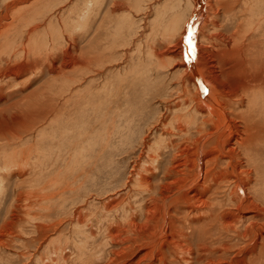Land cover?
<instances>
[{
    "label": "rangeland",
    "instance_id": "rangeland-1",
    "mask_svg": "<svg viewBox=\"0 0 264 264\" xmlns=\"http://www.w3.org/2000/svg\"><path fill=\"white\" fill-rule=\"evenodd\" d=\"M100 1L102 8L90 10V0H0V264H209L198 249L203 240L217 248L212 258L222 264H264V219L255 217L249 202L242 207L238 232L214 233V223L204 232L199 212L191 216L192 205L174 197L179 188L169 193L162 187L172 180L181 183L179 178H188L186 185L196 177L203 182L207 172L212 193L205 190L200 197L221 209L228 187L216 186L213 174L234 168L222 160L215 171L213 157L206 166L202 160L216 145H204L206 138L198 133L208 113L197 109H206L210 91L197 76H188L185 56L194 35L211 94L220 96L228 86L240 92L246 75L264 62V0ZM34 23L40 32L25 38L26 27ZM49 34L58 36L55 50L46 45L35 57L21 55L22 44L32 50L34 41ZM235 42L243 55L231 47ZM195 55L189 71L196 68ZM260 97L253 106L247 99L243 106L233 105L230 116L238 122V112L255 107L258 123L241 120L239 127L248 131L257 125L258 150L250 152L245 142L241 157L244 169L259 166L261 172L242 179L252 182L251 196L264 198ZM183 148L193 160L178 170L189 175L166 178ZM144 185H151L148 194ZM166 198H172L168 206ZM150 207L156 212L148 214L147 223L140 211ZM223 209L236 212L235 206ZM166 210L173 212L167 218L177 222L175 227L166 223ZM134 212L142 230L128 223ZM247 223L258 234L250 229L241 240ZM183 236L190 238L191 255L179 257L172 246ZM252 243L254 248L240 254ZM220 245L231 251L225 254Z\"/></svg>",
    "mask_w": 264,
    "mask_h": 264
},
{
    "label": "bare ground",
    "instance_id": "bare-ground-1",
    "mask_svg": "<svg viewBox=\"0 0 264 264\" xmlns=\"http://www.w3.org/2000/svg\"><path fill=\"white\" fill-rule=\"evenodd\" d=\"M99 1L100 0H90L91 2V5H90V10L94 7V5H97L99 7ZM195 1H201V0H195ZM101 2V1H100ZM88 3V2H87ZM104 3V2H103ZM198 3V2H197ZM197 3H193L194 6H193V11L194 12H197V9H199L198 7V4ZM206 3L209 4L208 0H206ZM89 4V3H88ZM114 7H119L120 6V3L118 2H115L112 4ZM97 7V8H98ZM208 7V5H207ZM38 8V7H37ZM96 8V9H97ZM100 8H102L101 4H100ZM211 8V7H210ZM89 10V12H90ZM101 10V9H99ZM192 11V12H193ZM88 12V13H89ZM202 13V12H201ZM200 13V14H201ZM23 16V15H21ZM20 16V17H21ZM37 16V15H36ZM40 16V14H39ZM38 16V17H39ZM24 17V16H23ZM21 17V18H23ZM32 17V16H31ZM40 18V17H39ZM13 18H11V21H12ZM36 19V18H35ZM34 19V20H35ZM38 19V18H37ZM36 19V20H37ZM87 17H85V21H86ZM24 20V19H23ZM27 20V19H26ZM38 21V20H37ZM85 21H84V24H85ZM187 21V20H186ZM35 22V21H34ZM183 22V21H182ZM196 22V21H195ZM207 22V19L205 21V23ZM10 23V22H9ZM38 23V22H37ZM43 23V22H42ZM80 23V22H79ZM185 23V22H184ZM27 25L30 24V23H26ZM32 24V23H31ZM35 24V23H34ZM81 24V23H80ZM26 25V26H27ZM54 26V24H52ZM160 25V24H159ZM4 26V25H3ZM29 26V25H28ZM84 26V25H83ZM184 26V25H183ZM217 27V26H216ZM2 28V27H1ZM10 28V27H9ZM26 27V30L24 31V33H26V37L29 36V38L31 39L37 32H40L39 30H41L42 27H40L38 24H35L34 25H31L30 28ZM220 28V27H219ZM194 29V27H193ZM192 29V30H193ZM195 30V29H194ZM58 32V31H57ZM61 32V31H60ZM183 33V32H182ZM195 33V31H194ZM39 34V33H38ZM122 34V33H121ZM184 34V33H183ZM21 35V34H20ZM192 35V34H191ZM181 36V35H180ZM214 36V35H213ZM237 36V34H236ZM192 37V41L190 40V45H189V49L187 48L188 50V53L190 54L189 56H185V59L188 61L189 63V67L191 66L190 65V61L191 62H194L192 61L193 58H194V54L196 53L195 57V61H196V68L195 70L193 71H189L190 69H187L189 68L188 66H186V69L185 71L187 72L188 76H193L194 77H198V79H200V82L202 83V85L205 87V90L206 92H209L210 91V94L209 95V98H206L207 101L205 102V105H207L206 109L201 108V109H197L199 111H205V113L207 114V120H205L203 123H202V128L198 129V133L200 135H202L201 137L202 138H206L204 140V145L205 144H208V142H212V143H215L216 145L213 146V150L212 152H210L208 150V153H204L205 154V157H202V160L205 162V166L210 162L209 157H213L212 158V163H213V166H215V171H218L219 170V167H220V164H222V160H225L227 162V165L231 166L234 168L232 172H230L228 169H224L225 171H221V172H216L213 174V177H215V175H217V179L214 181L215 185L218 186L220 185V183H227V187H228V192L226 193L225 195V199L222 201V202H219V207H221V209H215L217 208L216 204L213 205V202L212 200H209L208 197H200V196H203V193H205V190H206V193H208V195L210 194V192L212 193V189L213 188H209L212 184L210 183L212 181V178H211V181L209 182V179H210V176H209V173L205 172V178L203 180V182H200V179L196 177V179L193 181V183H191V185H186L185 184V181H189L188 178H185V179H182V178H179L180 179V182L179 181H175V180H172L171 183L168 182L167 184H162V187L165 191L167 192H172V190H174V188H176L175 186H177L179 188V191L174 194V197L177 198V200L179 199H183L185 202H189L190 205H192V208L191 206H188L187 209L190 210V214H193L191 216H194L195 212L199 214H197L199 216V219L197 221H200L203 223V226L204 228L206 229H203L204 232H207V225L209 223H214L215 226H216V229L213 231L214 233L217 231V234L219 233H226L227 234V231H230V230H233L235 231V228H236V225L238 222L242 223V220L244 219V216H242L241 214V211L243 210L242 207H244L243 205L247 202H249L253 207L254 211L253 214L255 215L256 218H259V217H263L264 219V207H262L260 204L261 203H264V198L263 197H260L258 198V195L255 193H252L253 195L251 196V192L249 193V186H250V182L249 180L253 178V174L257 175L261 172L260 169H259V166L258 168L255 167L254 169H252L253 167L250 168L249 166V161H251V158L250 160L248 159L246 162H247V166L248 169H244L243 168V157H241V155L243 154L241 151V147L242 145L245 143V142H248L249 143V146H248V150L250 152H253L254 149L258 150L257 147H258V141H256L255 139H257V137H259V135L262 133H260V129L257 127V125L255 126L256 127V130L255 128H251L250 130L248 131H244L243 129H241L239 127V124H242L241 123V120L242 122H245V123H250V124H253L255 125V123H258L256 121H254V117H253V114H252V111H256L254 108L255 107H252L253 103L256 104V102L258 101L260 95L262 96L261 99L264 100V62L262 63V65L260 66V69L258 71H256L255 73L254 72H250V69L247 67V70L246 72L248 73V75H246V78L244 79L245 82L244 84L242 85V88H239L241 91L240 92H236V91H232L231 88L228 86L227 87V91H224L223 94H221L220 96H218L217 94L216 95H212L211 94V89L206 85L208 84V81L205 80L204 78V73H203V70L201 69L202 68V65L203 63L201 62V55L198 50L199 48L196 46V41H194V39L197 40L196 36H191ZM34 38V37H33ZM32 38V39H33ZM52 38H55L53 40H51ZM58 36L56 35V37H54V35L52 36L51 34H49L48 37L44 36V38L42 39V41H40L39 43L36 41L33 42V46H32V50H31V47L30 45H25L26 43L22 44V50H21V55L24 56V58L26 57H30V55L32 54L34 57L38 54V52H41L42 53V50L44 48V46L47 45V47L49 46V51H53L55 50L56 48V43H57V39ZM220 38V37H219ZM29 39V40H30ZM37 39V38H36ZM119 39V38H118ZM239 39V37H238ZM241 39V38H240ZM73 40V39H72ZM70 40V41H72ZM187 40V39H186ZM234 40V39H233ZM7 41V40H6ZM17 42V41H16ZM15 42V43H16ZM28 42V41H27ZM30 42V41H29ZM10 44L12 42H9ZM43 43V47L41 46L39 49V46L40 44ZM50 43V44H49ZM236 43V42H235ZM248 43V42H247ZM9 44V46L11 47V45ZM20 44V43H19ZM232 44V43H231ZM5 45V44H4ZM166 45V44H165ZM210 45V44H209ZM241 45V43H236V44H233L231 47L234 48V50L238 52H240L239 54H242L243 55V52H242V49L239 48V46ZM249 45V44H248ZM21 46V45H20ZM161 46V45H160ZM30 47V48H28ZM183 47V46H181ZM15 48V47H14ZM5 49H9L8 48H5ZM17 48H15L16 50ZM163 49V48H162ZM206 49V48H205ZM1 50V49H0ZM233 50V51H234ZM11 53L13 51V48H10L9 50ZM5 52V51H4ZM15 53V52H14ZM13 53V54H14ZM20 53V52H19ZM234 53V52H233ZM2 54V53H1ZM4 54V53H3ZM6 54V53H5ZM10 54V53H7V55ZM12 54V55H13ZM17 54V53H15ZM238 54L239 58H240V55ZM19 55V54H18ZM4 56V55H3ZM10 56V55H8ZM1 57V56H0ZM11 57V56H10ZM15 59L17 60L16 56L14 55ZM19 58V56H17ZM189 57V58H188ZM225 57V56H224ZM231 57V56H230ZM233 57V56H232ZM192 58V59H191ZM8 59V58H6ZM29 59V58H28ZM36 59V58H35ZM191 59V60H190ZM233 59V58H232ZM30 60V59H29ZM41 61V60H40ZM203 61V60H202ZM234 61V60H233ZM240 61V59H239ZM232 62V61H231ZM195 63V62H194ZM241 63V62H240ZM227 64V62H226ZM193 65V64H192ZM257 65V64H256ZM194 66V65H193ZM253 68V66H251ZM258 67V66H256ZM192 68V67H191ZM194 68V67H193ZM251 68V70H252ZM257 70V69H256ZM195 72V73H194ZM196 73L198 75H196ZM239 73V72H238ZM6 75V74H5ZM9 76V75H8ZM9 78V77H8ZM203 79V80H202ZM159 82V81H158ZM194 82V81H193ZM219 82V81H218ZM246 84V85H245ZM194 87V86H193ZM257 87V88H256ZM258 89V90H257ZM206 94V93H205ZM207 96V95H206ZM204 97V96H203ZM225 97L229 100L230 98H235L236 101H234L235 103H231L230 101L227 102V99L226 101L223 99H225ZM251 97V98H250ZM203 99V98H202ZM209 99V100H208ZM222 99V100H221ZM245 99H247V101H250L252 102L251 105L249 106L248 110L246 112H243V111H240L238 112L237 116L238 117H241V119L237 122L235 121L234 117H231L230 114L233 116L235 114V111H233L232 108L233 105H237V106H243L244 103H245ZM251 99V100H250ZM233 100V99H232ZM202 101V100H201ZM231 103V104H230ZM264 104V103H263ZM247 105V104H246ZM209 107H211V109H208ZM264 107V106H263ZM242 108V107H241ZM264 109V108H263ZM242 110V109H241ZM245 111V109H244ZM234 112V113H233ZM237 112V111H236ZM243 113H246V115H243ZM193 114V113H192ZM195 118V117H194ZM237 120V119H236ZM253 123H252V122ZM217 122V123H216ZM260 124V123H259ZM182 125V124H181ZM247 125V124H246ZM214 127V128H213ZM249 128V127H248ZM246 129V128H245ZM264 130V129H263ZM197 133V132H196ZM207 146V145H206ZM257 146V147H256ZM205 147V146H203ZM179 149V148H178ZM185 149V148H183ZM190 149V148H189ZM203 149V148H202ZM207 149V148H205ZM183 152V153H182ZM181 152V149L179 150V154L176 155V157H174V160L173 161H177V164L176 166L172 167L173 169H167L169 172L168 174H166V178H169L171 174H182L184 175V177L188 176L189 174L187 173V171H185L183 173V169L185 167H187L190 164H192V160H193V155L190 156L189 154V151L188 150H182ZM205 152V151H204ZM207 152V151H206ZM182 153V154H181ZM193 153V152H192ZM191 153V154H192ZM246 155V154H245ZM250 155V153L248 154ZM246 157V156H245ZM247 159V158H246ZM211 163V164H212ZM226 164V163H225ZM204 166V167H205ZM181 167L183 169L178 170V168ZM208 171V170H206ZM174 174V175H176ZM177 176V175H176ZM164 176H162L163 178ZM203 177V176H202ZM201 177V178H202ZM220 177V178H219ZM243 177H247L249 180H246V182L242 179ZM165 178V177H164ZM171 178V177H170ZM254 181V180H253ZM183 184V185H182ZM165 185V186H164ZM182 186V187H181ZM151 188V185H144V188H143V192H146L147 194L149 193V190ZM238 191H243V196H239L238 194ZM215 192V191H214ZM264 192V191H262ZM145 194V193H144ZM217 194V193H216ZM211 195V194H210ZM261 195V193H260ZM263 196V195H262ZM168 197V196H167ZM212 197V196H211ZM172 198H166V206L170 205L168 204V200ZM176 200V201H177ZM173 201V200H172ZM216 201V200H215ZM219 201V200H218ZM259 201H261V203L259 204ZM228 202V203H227ZM172 203V202H171ZM175 203V202H174ZM173 203V205H174ZM226 205H230V206H235L236 207V212L233 213L231 211H225L223 208L226 207ZM185 207H187V205H184ZM132 207V206H131ZM148 207V206H147ZM171 207V206H170ZM230 208V207H229ZM234 208V207H233ZM174 210V209H173ZM179 210V209H178ZM208 210V211H206ZM133 211V209H132ZM246 211V210H245ZM137 212V211H136ZM136 212H134V215L132 217H130V215L128 216L127 219H132L134 220L133 222L130 223V221L128 222L129 225L131 227H133L134 229L136 230H142L143 227H140V225L138 224L135 216H136ZM155 212H156V209L155 207L153 208H149L148 210H145V209H142L140 211V213L146 218L147 220V223L148 222V218H151V217H154L153 215H155ZM250 212V211H249ZM152 214L151 217L148 216V214ZM173 213L171 210L167 211L166 210V213H165V216L164 218H166V223L169 224L170 226L173 225L174 227L176 226V221H172L171 219H168L167 218V215ZM143 217V218H144ZM254 217V218H255ZM173 219V218H172ZM262 219V220H263ZM152 220V218H151ZM150 220V221H151ZM251 220V219H250ZM260 220V221H262ZM259 223V222H258ZM263 223V222H262ZM248 224V223H247ZM261 224V223H260ZM169 225H165L164 227L168 229L167 226ZM169 228H172L170 227ZM253 224H248V226H246L245 230L243 231V234L241 235V240H244V238H246L248 236V233H249V230L252 229L256 235L258 234V231L255 229V227H252ZM264 226V225H263ZM173 227V229H174ZM196 228V227H194ZM178 229V228H177ZM180 229V228H179ZM182 229V228H181ZM180 229V230H181ZM202 229V228H201ZM196 230V229H195ZM243 230V229H242ZM260 230V229H259ZM263 230V229H262ZM237 232L239 231L238 229L236 230ZM235 231V232H236ZM241 231V230H240ZM251 231V230H250ZM115 232H117L115 230ZM202 232V231H201ZM181 233V232H180ZM192 233V232H191ZM180 236L182 234H179ZM229 235V234H228ZM232 235V234H231ZM229 235V236H231ZM237 235H240V234H237ZM236 235V236H237ZM250 235V234H249ZM113 236V235H112ZM206 234L202 235L201 237H205ZM115 237V236H114ZM185 236H183L181 239H183ZM200 237V238H201ZM235 236H233L234 238ZM112 238V237H111ZM118 238H121L120 236ZM240 239L238 241H240ZM247 239V238H246ZM257 239V238H256ZM258 240V239H257ZM200 241V240H199ZM113 242V240L111 241ZM121 243H123V241L121 240L120 241ZM125 242V240H124ZM202 242V240H201ZM230 242V241H229ZM242 242V241H241ZM253 242V241H252ZM259 242V241H258ZM191 241H190V238H186V239H183V240H179L178 243L176 245H173L172 248L173 250H175V253L176 255H180L181 256H186V255H191V252L188 250V248L191 246ZM200 243V242H199ZM198 243V244H199ZM217 243V242H216ZM247 243V242H246ZM117 244V243H116ZM228 244V243H227ZM231 244V243H230ZM236 244V243H235ZM122 245V244H121ZM202 246H199L198 249L201 253V256L205 257V260H207V263L209 264H222L223 260L221 261L220 259L218 260H215L213 259V255L215 253V249H217L216 247L213 249V244L211 245L212 248L210 246H206V240H203V242L201 243ZM221 246V245H220ZM234 246V245H233ZM249 246V249H252L254 248L256 245L255 243H252V244H246L244 246V248L239 252L240 254H242V252L244 250H246L245 252H247L249 249H247V247ZM210 247V248H209ZM224 250H221L222 252L225 251L227 254L228 252H230L231 250L229 249L230 246H221ZM257 248V247H256ZM250 251V250H249ZM194 252V251H192ZM255 252V251H254ZM258 252V251H257ZM220 253V252H219ZM239 254V255H240ZM263 254V253H262ZM251 255V254H250ZM220 256V255H219ZM254 256V255H253ZM240 257V256H239ZM211 258V259H210ZM218 258V257H217ZM191 260V259H190ZM209 260V261H208ZM233 260V259H232ZM231 260V261H232ZM258 260V259H257ZM202 262V261H201ZM256 262V261H255ZM188 263V260L186 262V264ZM229 263V262H228ZM236 263V262H235ZM166 264V263H164ZM226 264V263H224ZM249 264V263H247Z\"/></svg>",
    "mask_w": 264,
    "mask_h": 264
}]
</instances>
